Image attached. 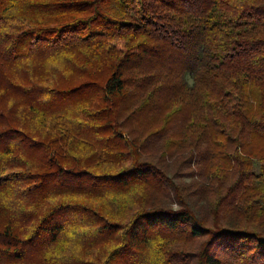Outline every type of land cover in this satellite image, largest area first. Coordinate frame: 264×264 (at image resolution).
<instances>
[{
  "label": "trees",
  "instance_id": "1",
  "mask_svg": "<svg viewBox=\"0 0 264 264\" xmlns=\"http://www.w3.org/2000/svg\"><path fill=\"white\" fill-rule=\"evenodd\" d=\"M0 264H264V0H0Z\"/></svg>",
  "mask_w": 264,
  "mask_h": 264
}]
</instances>
